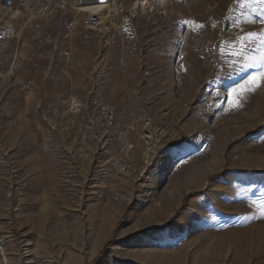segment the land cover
I'll return each mask as SVG.
<instances>
[{"label":"rangeland","instance_id":"1","mask_svg":"<svg viewBox=\"0 0 264 264\" xmlns=\"http://www.w3.org/2000/svg\"><path fill=\"white\" fill-rule=\"evenodd\" d=\"M81 5L0 0V264H264V0Z\"/></svg>","mask_w":264,"mask_h":264},{"label":"snow or ice","instance_id":"2","mask_svg":"<svg viewBox=\"0 0 264 264\" xmlns=\"http://www.w3.org/2000/svg\"><path fill=\"white\" fill-rule=\"evenodd\" d=\"M262 79H264V72L249 77L248 85L254 86V87H248L246 85H241L240 89H238V90L234 89L233 90V99L230 100V103H232L233 106H238L239 101L237 99H235V94L237 92H242V91H245V90L253 91L255 87H259L260 86V82H261Z\"/></svg>","mask_w":264,"mask_h":264},{"label":"bare ground","instance_id":"3","mask_svg":"<svg viewBox=\"0 0 264 264\" xmlns=\"http://www.w3.org/2000/svg\"><path fill=\"white\" fill-rule=\"evenodd\" d=\"M61 1L63 2V4H67L72 0H61ZM87 1H90V0H81V4H82L81 6L84 7L85 11L91 12V14H97L98 12H100L107 6L106 3L94 4L93 0H91V2H87Z\"/></svg>","mask_w":264,"mask_h":264},{"label":"water","instance_id":"4","mask_svg":"<svg viewBox=\"0 0 264 264\" xmlns=\"http://www.w3.org/2000/svg\"><path fill=\"white\" fill-rule=\"evenodd\" d=\"M94 4H102V3H106L107 0H93Z\"/></svg>","mask_w":264,"mask_h":264}]
</instances>
